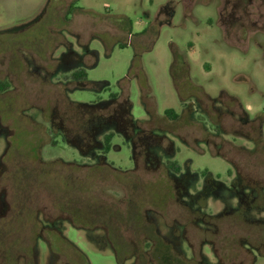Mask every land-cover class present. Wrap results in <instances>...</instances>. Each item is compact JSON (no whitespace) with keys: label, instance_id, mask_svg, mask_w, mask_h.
<instances>
[{"label":"rangeland","instance_id":"1","mask_svg":"<svg viewBox=\"0 0 264 264\" xmlns=\"http://www.w3.org/2000/svg\"><path fill=\"white\" fill-rule=\"evenodd\" d=\"M81 68L86 77H72ZM0 79L10 86L0 92V264H118L103 229L84 232L60 213L56 201L76 203L88 178L46 164L55 159L111 164L153 185L158 198L135 196L146 218L204 264H224L200 230L215 228H183V204L208 216L243 204L264 224L249 206L264 187V0H0ZM170 161L180 166L171 181ZM107 183L93 195L124 201ZM34 212L54 229L37 241ZM244 245L253 258L242 251L237 264H264Z\"/></svg>","mask_w":264,"mask_h":264},{"label":"trees","instance_id":"2","mask_svg":"<svg viewBox=\"0 0 264 264\" xmlns=\"http://www.w3.org/2000/svg\"><path fill=\"white\" fill-rule=\"evenodd\" d=\"M69 7L73 9L72 3L69 4ZM64 18H66V15ZM71 75L74 78L84 79L86 77V71L81 68L74 71ZM8 86L9 85L5 81L0 79V92L6 91ZM67 103L75 107L83 106L80 102L70 100H67ZM165 113L172 119L176 118V114L172 109H166ZM43 130L46 135L49 134L45 128H43ZM111 138L112 135L110 133L104 136L105 153L111 148ZM262 152L264 153V150ZM252 153H258L257 148ZM7 155L8 153L4 154L1 159L3 166L6 162L5 157H7ZM36 163L37 165L42 164L41 162ZM46 164L60 165L65 170L71 169L70 172L68 171L69 178H71V174L75 173V171L87 170V177L85 180L87 181L88 178V183L78 186L79 197L76 203L70 201V199L66 200L64 198L60 203L56 201V206L60 209V213H65L64 215H66V218L74 228L84 232L97 228L103 229L104 236H106L110 244V249L118 264H124L125 261L130 258H134L133 264H204L199 254L198 258L196 256L187 257L184 253L176 251L172 244L157 232L155 225L148 221L143 211V204L138 201L139 198L135 196L143 190L145 194L149 193L152 194L154 198H158V191L153 190V185L145 184L141 181L139 176L134 172V174H128V172L116 171V169L112 168L111 164L80 165L74 162H65L61 159H55ZM165 170L171 181L169 172H180V166L178 163L170 161L165 165ZM42 172L44 171L42 170L40 173ZM99 172L102 173V176L98 175ZM7 176L8 179L10 177L13 178V175L10 176L8 174ZM19 179L22 178L19 177ZM95 180H104L105 184L100 186L95 184ZM106 181L109 183L114 181L118 182L119 188L117 192H124V201L122 200L120 203V201L115 200L108 203L106 200H102L98 196L93 195L92 192L95 190H99L101 193H103V190H106L108 184ZM87 187H89V189ZM263 188L264 187L257 189L256 197L252 198L250 196L252 201L249 206L264 210ZM83 189L84 191L81 192ZM165 189H168V193L170 194L166 201H174V194H172L173 186L168 184L165 186ZM4 194L5 193H0V203L4 202V199H2ZM5 205H7V203ZM183 206L186 208L185 211L187 213V218H184L185 221L179 223L183 228L197 224L196 220H205L215 228L214 230L205 228L200 230L202 233L213 235L210 237L211 239H204V242L206 241L213 245L215 254L222 263L237 264L238 260L235 259L242 251L247 252V254H250L253 258V253L251 250H248L244 244L260 253H264V224L248 221L245 218L246 207L243 204H238L232 212L214 216L205 215L198 210H193L185 204H183ZM7 212V209L2 211L3 217L7 215ZM34 213L33 220L38 226V231L34 238L35 241H37V239L42 236L44 230L50 231L54 229L48 228L42 223L38 216L39 212ZM23 214L24 216L26 215L25 213ZM57 218L60 217H54V219ZM238 229L245 230V238L234 235V232ZM227 232H230V234L227 235ZM126 234H133L136 237L135 241L133 242L132 239H127L125 236ZM234 246H237V248ZM233 250H237L238 255L234 253ZM249 264H252L251 258Z\"/></svg>","mask_w":264,"mask_h":264},{"label":"flooded vegetation","instance_id":"3","mask_svg":"<svg viewBox=\"0 0 264 264\" xmlns=\"http://www.w3.org/2000/svg\"><path fill=\"white\" fill-rule=\"evenodd\" d=\"M72 3V2H71ZM7 84L9 85V83L7 82ZM10 86H8V88H9Z\"/></svg>","mask_w":264,"mask_h":264}]
</instances>
